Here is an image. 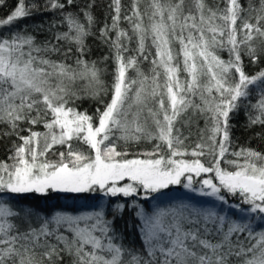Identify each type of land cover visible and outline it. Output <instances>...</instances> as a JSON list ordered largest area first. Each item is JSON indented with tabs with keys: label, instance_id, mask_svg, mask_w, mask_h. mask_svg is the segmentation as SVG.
Listing matches in <instances>:
<instances>
[{
	"label": "snow or ice",
	"instance_id": "6c2138e0",
	"mask_svg": "<svg viewBox=\"0 0 264 264\" xmlns=\"http://www.w3.org/2000/svg\"><path fill=\"white\" fill-rule=\"evenodd\" d=\"M142 2L132 0L124 12L128 29L120 27L122 0L107 5L111 23L104 24L98 39L108 46L116 67L111 98L102 111L96 109L95 122L69 106L82 98L75 90L78 81L92 98L108 91L103 70L85 59L87 38L95 35V0L82 10L84 23L65 11L75 0H48L45 10L63 13L59 23L68 27L54 34L57 43L40 44L21 32L0 35V140L11 141L7 159L0 160V197L50 191L111 197L143 192L148 197L181 184L182 178L185 188L196 191L194 178L211 173L200 181L203 195L224 203L238 196L247 211L264 220V152L241 148L230 154L242 157V163L225 160L232 143L230 119L253 92L257 100L249 104L245 127L258 125L264 134V68L249 75L244 65L245 56L249 63L264 58V0L258 6L249 0L247 7L241 0H147L143 9ZM39 7L18 0L0 26L30 17ZM223 50L227 60L218 55ZM144 61L150 64L147 71L141 67ZM201 118L205 127L198 128L199 139L189 152L185 141ZM40 124L45 132L33 130ZM73 141L87 151L73 147ZM153 141L151 151L130 158L128 147ZM55 146L65 150L54 152ZM50 152L56 159L49 158ZM187 155L194 159H184ZM205 155L207 166L200 159ZM222 160L231 170L221 167ZM125 207L116 204L113 212L122 214ZM29 215L0 201V264H57L64 255L72 257V264H264V231L187 205L158 208L152 215L137 211L143 220V252L114 242L115 216L108 220L103 211L58 213L39 227L29 223L21 230L14 221ZM65 225L72 235L59 232Z\"/></svg>",
	"mask_w": 264,
	"mask_h": 264
},
{
	"label": "trees",
	"instance_id": "16d2710c",
	"mask_svg": "<svg viewBox=\"0 0 264 264\" xmlns=\"http://www.w3.org/2000/svg\"><path fill=\"white\" fill-rule=\"evenodd\" d=\"M63 2V0H61ZM110 0H95L96 7L94 9V15L96 18L95 25L92 27V32L95 35L89 36L87 38L88 54L85 59L89 61H96L97 66L101 68L102 76L101 79L104 82V87L108 89L106 93H101L99 98H92L87 95L84 90V82H77L75 90L78 91L81 99L76 100L74 103L69 104L71 107H75L80 112H87V114L93 117L95 122L96 119V109L99 108L101 111L104 108V104L108 103L111 98V85L113 82V74L115 71V63L111 57V53L107 45L103 44L100 39H98L99 31L103 28L104 24L111 23V17L108 16L107 5ZM211 3L212 0H209ZM245 7L248 6L249 0H241ZM253 4L259 5V0H251ZM18 0H3L0 4V19L6 18L17 6ZM48 0H25L26 6H31L32 4L39 5V10L34 11L30 17L21 18L14 22L12 25L0 26V35L7 38L14 35L16 32H21L23 34H31L36 37V42L43 44L45 41H51L52 43H57L53 36L55 33H62L68 31V27L64 23H59L62 18L63 13L57 10L48 8L45 10V5H47ZM89 3V0H75V5L67 4L65 11L72 12L79 16L82 23L85 22V18L82 15V10L85 4ZM132 3V0H122L123 10H122V20L120 27L128 29L130 25L123 20L124 12L128 10ZM147 0H143L141 8L146 5ZM223 6V5H221ZM251 15H255L252 13ZM255 22L254 20L252 21ZM239 24V21H238ZM52 25H56L53 27ZM5 28L7 30H5ZM114 35V34H113ZM259 43V41H256ZM61 45L66 49L68 45L61 41ZM130 47L134 48L135 43ZM75 48H73V52ZM218 55L221 59L227 60L229 58L228 52L226 50L219 51ZM108 57L104 60V57ZM55 60H60L63 57L59 55H53L51 57ZM68 63H73V59L69 58ZM245 71L251 75L264 68V58L261 59L259 63H249L248 58L244 57ZM141 67L147 71L150 68V64L147 61L142 62ZM129 76L134 75L133 72L129 71ZM183 77V73L181 74ZM257 96L255 92L247 98V100L242 101L239 112L232 116L230 123L232 125L231 132V145L229 152L226 153L225 160H239L243 162L242 157L232 156L231 152H238L241 148H252L257 151L264 152V134L260 126H254L252 128H246V113L249 111V104L256 103ZM103 101V103L101 102ZM27 127V125H24ZM33 130L45 132L46 129L43 124L32 126ZM205 121L204 119L198 120L197 123L194 122L191 125V136L185 141V147L191 151L195 146L197 140L199 139V129H204ZM184 134L187 136L189 134V128L184 127ZM27 134V133H22ZM207 136V133H205ZM12 139H15L13 137ZM122 143V142H121ZM155 143H141L139 145H132L127 148L130 154H140L146 151L152 150V145ZM11 141L9 139L0 140V160H6L8 157L7 149L10 147ZM73 147L78 148L83 151H87L86 146L82 143H77L73 141ZM62 146H55L52 151H64ZM118 150L120 148L118 147ZM162 154H167V150H164ZM50 159H56L49 153ZM141 158H143L141 156ZM179 158V157H177ZM184 159H194L191 155L183 157ZM202 163L206 166L209 163L210 157L207 155L200 157ZM225 160L221 161V167L228 168L231 170V166L225 163ZM213 174H201L200 177H195L193 181V187L196 191L192 189L185 188L183 185L186 181L182 178V183L179 185H170L167 189H162L159 193H151L148 197L141 192L137 196L133 197H111L104 196L101 192H85V193H63V192H52L47 194L39 193H29L20 194L14 198H10L7 195L0 197V201L10 202V206L14 207V210L25 209L31 213L27 219L17 218L14 222L24 230L28 227L29 223L32 227H39L44 219H51L56 214H66L70 216H81L93 212L103 211L105 213V218L108 220H113L114 216V229H115V243L123 244L128 249H134L139 252L144 251L143 245V232L141 230L143 225V220L136 215L138 210H142L147 215H152L153 212L158 208H172L180 205H187L189 209H195L201 213L206 212H216L218 215L225 216L226 220H235L240 223H251L254 231H264L261 227L264 224V220H261L259 214L251 213L247 211L248 206L241 203L238 196H228L227 203L219 201L216 197L203 195L200 191L202 184L200 181L204 178H208ZM217 182L218 181H214ZM116 204H125L126 207L123 209L122 214H116L113 209ZM23 217V213H21ZM91 223V221H89ZM81 227L84 223L81 222ZM227 226V225H226ZM51 228H55L54 224L50 225ZM65 236H70L72 233L67 228L63 226L59 230ZM59 234V233H58ZM55 242V241H53ZM47 264V262H45ZM57 264H72V257L64 255L62 261H57Z\"/></svg>",
	"mask_w": 264,
	"mask_h": 264
},
{
	"label": "rangeland",
	"instance_id": "374dc122",
	"mask_svg": "<svg viewBox=\"0 0 264 264\" xmlns=\"http://www.w3.org/2000/svg\"><path fill=\"white\" fill-rule=\"evenodd\" d=\"M5 30H7L6 28H5ZM15 34V33H14Z\"/></svg>",
	"mask_w": 264,
	"mask_h": 264
}]
</instances>
